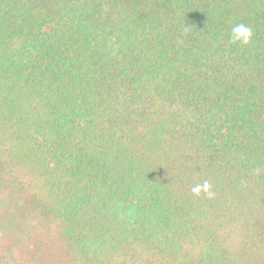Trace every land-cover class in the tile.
Wrapping results in <instances>:
<instances>
[{
	"label": "trees",
	"instance_id": "trees-1",
	"mask_svg": "<svg viewBox=\"0 0 264 264\" xmlns=\"http://www.w3.org/2000/svg\"><path fill=\"white\" fill-rule=\"evenodd\" d=\"M0 264H264V0H0Z\"/></svg>",
	"mask_w": 264,
	"mask_h": 264
},
{
	"label": "clouds",
	"instance_id": "clouds-1",
	"mask_svg": "<svg viewBox=\"0 0 264 264\" xmlns=\"http://www.w3.org/2000/svg\"><path fill=\"white\" fill-rule=\"evenodd\" d=\"M253 31L252 29L243 24L238 23L233 25L229 33V41L232 44L239 43L241 45H249L252 41ZM195 196H200L202 193L208 199H214L216 196L215 191H213L212 184L205 180L202 184H196L191 189Z\"/></svg>",
	"mask_w": 264,
	"mask_h": 264
}]
</instances>
